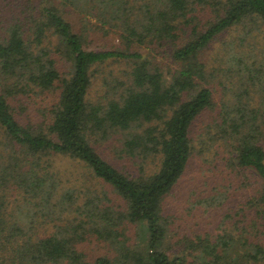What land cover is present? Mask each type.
<instances>
[{
    "label": "trees",
    "instance_id": "16d2710c",
    "mask_svg": "<svg viewBox=\"0 0 264 264\" xmlns=\"http://www.w3.org/2000/svg\"><path fill=\"white\" fill-rule=\"evenodd\" d=\"M25 11L0 32V264H264V0H39ZM236 30L227 66H211L210 43ZM96 33L120 43L85 48ZM56 54L72 58L69 75ZM106 63L121 74L93 91ZM52 91L48 113L21 117L25 99ZM112 138L137 173L101 154ZM208 153L213 164L201 167L184 211L216 226H188L173 253L166 240L178 219L165 200ZM58 157L98 186H74ZM93 238L110 255L86 259Z\"/></svg>",
    "mask_w": 264,
    "mask_h": 264
},
{
    "label": "rangeland",
    "instance_id": "374dc122",
    "mask_svg": "<svg viewBox=\"0 0 264 264\" xmlns=\"http://www.w3.org/2000/svg\"><path fill=\"white\" fill-rule=\"evenodd\" d=\"M39 0H0V32L3 31L4 27L8 23H13L15 21V18H17L21 14H27V11H25L26 6H36L38 4ZM70 15V14H69ZM74 19H76L74 17ZM203 23V22H202ZM260 29L262 32H260V37H264V23H260ZM238 30L235 31V33L230 32L224 33L222 35H218L209 45L205 52L206 60L209 62L211 66H227L226 63H224L227 59V53L224 50L226 41L229 40H236L235 36L237 35ZM88 43L85 45V48L87 49H110L112 46L119 45V37L115 33H110L108 35H103L102 33H96L90 35L88 38ZM141 51L142 53L149 52L148 49L145 48H139L137 49ZM158 51H153V54L156 55L157 60L163 58L161 54L157 53ZM160 52V51H159ZM56 61H57V67L59 71L62 73V75H69L70 69L73 65L72 58L67 59L61 54H56ZM161 61H163L161 59ZM121 66V65H120ZM122 67V66H121ZM94 70V77H92L93 80V91L94 90H101L103 86V81H110L112 79V75H120L119 73V67L115 63H106L103 65H98L95 67ZM113 71V72H112ZM112 72V74H110ZM104 81V82H105ZM213 87L216 88V91L214 92L215 97V105L214 109L217 107L220 108V101L222 100V93L223 90L221 89L220 85H218L216 82L212 84ZM57 97L56 91H52V93H48L45 96L43 95H32V97H29L25 99V105L26 110L22 112V116L25 120L32 119V120H38V109L44 108L46 109V112H49V105L52 104V101L55 100ZM224 98V97H223ZM219 109L216 112L204 114L203 120L210 119L211 115L214 113H218ZM202 122L200 120L197 121V126L202 127ZM114 138V137H113ZM113 138L111 140L105 141L102 146H100V152L103 156H105L111 163H113L117 168L119 169H126L129 171H132L134 174L137 173V167L138 164L134 163L132 159L129 158H122L117 154V148L120 147V141ZM207 158L208 161L204 162L203 159ZM215 159L214 155L211 154H205L204 156L200 157H194L192 158L191 162L189 163L186 172L182 176L179 183L173 188V191L171 194L167 197L165 200V206L166 210L178 219V221L175 224V230L178 233H173L171 239H167L166 243L170 244L172 248L170 249L171 252L178 253L179 246L176 245V242L178 241V235H181L183 231H186L188 226L191 228H195L202 230L203 228H208L209 231L214 230L216 224L213 220H208L206 217L203 216H197L196 219H193L191 216H186L184 208L186 207V200L189 196V191L194 186H199L202 180V176L199 175L200 169L202 166H212V159ZM160 157L157 156L155 158H149L147 161V170H153L158 167L159 165ZM217 163V162H216ZM53 164L55 167H59L62 169L64 175L72 176V181L74 186L77 188H83V186H89L92 184V180H86V175L83 176L84 172L86 174L85 168L80 163L73 161L71 159L62 157L58 159H53ZM207 170V167L204 168V170ZM205 170V171H206ZM210 171V170H209ZM209 171H206L205 173L208 174ZM98 186L97 183L92 184V188H96ZM112 196V195H111ZM20 197V195L18 196ZM113 198V196H112ZM12 200V199H11ZM9 212L11 210H8ZM183 216V217H182ZM177 223H180L179 225ZM199 224L196 225V224ZM127 234L129 236H133V230L131 224H128L126 226ZM181 227V228H179ZM204 230V229H203ZM177 234V235H176ZM180 242V241H179ZM83 250L86 254V259L92 261L97 256H101L104 254H109L110 251L108 250V247L104 243H99L96 238H93L90 241H86L83 246ZM15 264H23L19 261H16ZM26 264V263H25Z\"/></svg>",
    "mask_w": 264,
    "mask_h": 264
}]
</instances>
